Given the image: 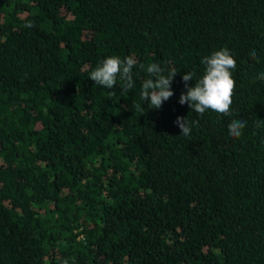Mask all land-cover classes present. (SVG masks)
Segmentation results:
<instances>
[{"label": "trees", "instance_id": "trees-1", "mask_svg": "<svg viewBox=\"0 0 264 264\" xmlns=\"http://www.w3.org/2000/svg\"><path fill=\"white\" fill-rule=\"evenodd\" d=\"M224 48L231 115L181 105ZM129 55V91L89 79ZM151 63L177 72L160 109ZM261 72L264 0H0V264H264Z\"/></svg>", "mask_w": 264, "mask_h": 264}, {"label": "clouds", "instance_id": "clouds-1", "mask_svg": "<svg viewBox=\"0 0 264 264\" xmlns=\"http://www.w3.org/2000/svg\"><path fill=\"white\" fill-rule=\"evenodd\" d=\"M32 23L26 24L31 27ZM252 59H257L256 52L249 53ZM138 61L131 55L121 60L117 56H109L102 61L101 66L91 71L89 79L96 84L107 89H113L116 86L117 77L123 81L122 91H129L133 87L132 69ZM205 66L204 75L195 83L188 86L187 82L192 81L195 75L187 72L182 80L185 82L186 92L182 93L179 99L181 105L187 103L191 110L203 115L211 110L218 114L231 115V105L235 89V81L232 77V71L236 68V61L230 54L229 49L214 51L210 56H205L201 60ZM144 68L148 78L142 84L141 99L148 103L150 108L160 109L163 103L169 100L174 92L172 82L176 75L175 70H168L165 74V68L160 64L151 63ZM257 79H264V72H261ZM140 109V105H136ZM143 113V110L141 109ZM245 120H233L228 125L229 135L233 138H239L243 134L246 126ZM175 124L181 129V135L190 137L192 128L197 122H189L184 117H177ZM264 120L257 119L256 126L260 127Z\"/></svg>", "mask_w": 264, "mask_h": 264}]
</instances>
